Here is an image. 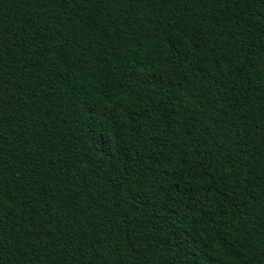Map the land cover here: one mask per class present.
<instances>
[{
  "label": "trees",
  "instance_id": "trees-1",
  "mask_svg": "<svg viewBox=\"0 0 264 264\" xmlns=\"http://www.w3.org/2000/svg\"><path fill=\"white\" fill-rule=\"evenodd\" d=\"M0 264H264V0H0Z\"/></svg>",
  "mask_w": 264,
  "mask_h": 264
}]
</instances>
